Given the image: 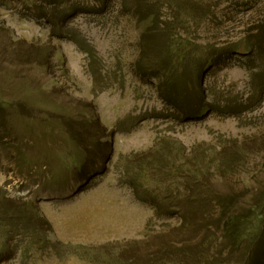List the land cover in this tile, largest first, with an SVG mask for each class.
Returning <instances> with one entry per match:
<instances>
[{
    "label": "rangeland",
    "instance_id": "1",
    "mask_svg": "<svg viewBox=\"0 0 264 264\" xmlns=\"http://www.w3.org/2000/svg\"><path fill=\"white\" fill-rule=\"evenodd\" d=\"M166 73L189 118L161 99ZM196 167L208 211L157 215L155 173H176L186 207ZM263 197L264 0H0V216L20 214L0 228V264L180 248L191 264H244L214 202L244 213Z\"/></svg>",
    "mask_w": 264,
    "mask_h": 264
},
{
    "label": "trees",
    "instance_id": "2",
    "mask_svg": "<svg viewBox=\"0 0 264 264\" xmlns=\"http://www.w3.org/2000/svg\"><path fill=\"white\" fill-rule=\"evenodd\" d=\"M78 43V42H77ZM79 44V43H78ZM80 45V44H79ZM171 51L172 48H170ZM85 52L86 49H83ZM175 55L174 53L172 54ZM168 56V55H167ZM186 58L185 55L182 57V61ZM179 59V58H178ZM167 65L169 61H166ZM170 68L175 69L176 64H173L172 60L170 61ZM165 69H169V66H164ZM170 72V71H169ZM168 73H166V79L164 82V86H166V93H163L161 95V99L167 104L168 109H173L176 111H183L184 118H189L191 116V111H186L185 109L181 108L178 103H176V97L172 94L174 86L171 87V84L174 82L169 77L168 80ZM181 79H177V82H180ZM179 89V88H178ZM177 89V90H178ZM72 138L77 140L75 133L72 135ZM74 140V141H75ZM78 141V140H77ZM81 141V139H80ZM79 142V141H78ZM77 143V142H76ZM200 161L202 162V158L200 157ZM168 163V161H167ZM203 164V163H202ZM151 165V164H149ZM204 168H198L196 167L191 173L188 175V184L190 186V192H189V202L186 204V207L183 206V204L179 202H175V196L172 195L171 190L169 189V186L174 185V179L177 177L176 173L171 171L169 176L162 175L160 173L159 175L155 173L156 177V183H168L167 187H165L162 191H160V186L158 188H154L151 191H145V196H147L152 204L156 205L154 208L155 213L158 214H176L179 212V210L183 211V214H181V222L186 224L189 219L185 220V215L187 216V213L190 212V208L194 209L199 212H203L204 210L208 211V205L212 204V201L210 200L211 197H209L207 191V188L205 189L204 186L200 184L198 181L199 177H204ZM208 172V169H206ZM189 172V171H188ZM200 175V176H198ZM164 176V177H163ZM207 178V177H206ZM206 182V179H203ZM166 181V182H165ZM131 184L134 186V188L137 190L138 187H142L141 183L134 178L131 181ZM140 189V188H138ZM138 191V190H137ZM140 191H138V194ZM264 199V197H263ZM214 205L216 208H219V223H218V230L220 232V236L231 245V248L236 249L239 246H244L243 248V254L244 258L242 259V263L244 264H260L259 260V254L257 253V243L260 235H264V219L257 220V218L261 217V209L264 210V205L260 204L258 206H252L249 207L247 212L241 213V212H228V202L217 199L214 202ZM13 210V209H12ZM9 211L7 214H3L0 216V228L3 229L4 227H7L9 222V217L15 215L14 213L18 212ZM186 221V222H185ZM246 242V243H245ZM256 248V249H254ZM161 256L156 257L154 259H150L144 264H191L192 261L196 260L193 258V251H191L188 248H180L175 251L166 250L160 254ZM132 259L125 260L122 262V264H138L137 262H131ZM187 261V263H186ZM141 264V263H139Z\"/></svg>",
    "mask_w": 264,
    "mask_h": 264
}]
</instances>
